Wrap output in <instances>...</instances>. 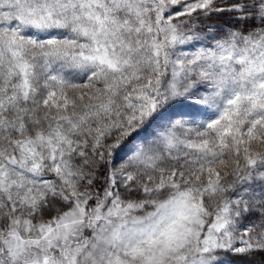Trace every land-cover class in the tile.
<instances>
[{
  "label": "snow or ice",
  "instance_id": "obj_1",
  "mask_svg": "<svg viewBox=\"0 0 264 264\" xmlns=\"http://www.w3.org/2000/svg\"><path fill=\"white\" fill-rule=\"evenodd\" d=\"M0 264H264V0H0Z\"/></svg>",
  "mask_w": 264,
  "mask_h": 264
},
{
  "label": "trees",
  "instance_id": "obj_2",
  "mask_svg": "<svg viewBox=\"0 0 264 264\" xmlns=\"http://www.w3.org/2000/svg\"><path fill=\"white\" fill-rule=\"evenodd\" d=\"M226 19H227L226 17H224V18L213 17V19L211 21H209V23L214 24L219 29V28L226 26L225 25ZM257 259H259V257Z\"/></svg>",
  "mask_w": 264,
  "mask_h": 264
}]
</instances>
